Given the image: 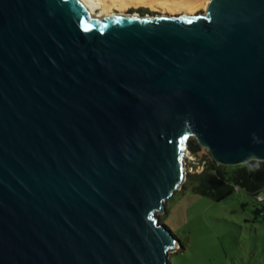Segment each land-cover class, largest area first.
Here are the masks:
<instances>
[{
	"label": "water",
	"instance_id": "water-1",
	"mask_svg": "<svg viewBox=\"0 0 264 264\" xmlns=\"http://www.w3.org/2000/svg\"><path fill=\"white\" fill-rule=\"evenodd\" d=\"M127 14L0 0V264H166L187 137L264 160V0Z\"/></svg>",
	"mask_w": 264,
	"mask_h": 264
},
{
	"label": "rangeland",
	"instance_id": "rangeland-1",
	"mask_svg": "<svg viewBox=\"0 0 264 264\" xmlns=\"http://www.w3.org/2000/svg\"><path fill=\"white\" fill-rule=\"evenodd\" d=\"M129 10L158 14L143 5ZM190 138L194 137H187L182 155L184 177L201 168L198 158L210 155L199 144L197 156L191 154L186 145ZM183 181L165 199L161 212H156L178 241L168 249L166 264H264V212L253 213L252 196L234 189L215 201L183 187Z\"/></svg>",
	"mask_w": 264,
	"mask_h": 264
},
{
	"label": "trees",
	"instance_id": "trees-1",
	"mask_svg": "<svg viewBox=\"0 0 264 264\" xmlns=\"http://www.w3.org/2000/svg\"><path fill=\"white\" fill-rule=\"evenodd\" d=\"M186 145L190 153L197 156L199 146L195 138H190ZM198 160L201 168L185 173L183 187L189 186L215 201L227 197L234 189H241L252 196L253 213L264 212V199H255V194L264 187V160L251 159L235 165L219 164L210 155Z\"/></svg>",
	"mask_w": 264,
	"mask_h": 264
},
{
	"label": "bare ground",
	"instance_id": "bare-ground-1",
	"mask_svg": "<svg viewBox=\"0 0 264 264\" xmlns=\"http://www.w3.org/2000/svg\"><path fill=\"white\" fill-rule=\"evenodd\" d=\"M85 13L93 19H102L110 15L126 17L131 6H146L158 11V15L183 14L192 15L198 9L205 10L208 0H77ZM176 242V241H175ZM177 245V242H176ZM175 245V246H176Z\"/></svg>",
	"mask_w": 264,
	"mask_h": 264
},
{
	"label": "built area",
	"instance_id": "built-area-1",
	"mask_svg": "<svg viewBox=\"0 0 264 264\" xmlns=\"http://www.w3.org/2000/svg\"><path fill=\"white\" fill-rule=\"evenodd\" d=\"M255 199L258 201V200H262L264 199V187L262 189H260V191H258L256 194H255Z\"/></svg>",
	"mask_w": 264,
	"mask_h": 264
},
{
	"label": "flooded vegetation",
	"instance_id": "flooded-vegetation-1",
	"mask_svg": "<svg viewBox=\"0 0 264 264\" xmlns=\"http://www.w3.org/2000/svg\"><path fill=\"white\" fill-rule=\"evenodd\" d=\"M132 11H136V12L139 13V14H143V11L141 12V11H139V10H129L128 12H132ZM144 11H145L144 13L153 14V13L147 11V10H144Z\"/></svg>",
	"mask_w": 264,
	"mask_h": 264
}]
</instances>
